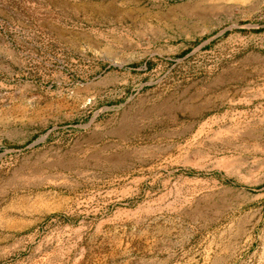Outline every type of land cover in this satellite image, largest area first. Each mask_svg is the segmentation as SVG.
I'll return each instance as SVG.
<instances>
[{
	"label": "rangeland",
	"instance_id": "obj_1",
	"mask_svg": "<svg viewBox=\"0 0 264 264\" xmlns=\"http://www.w3.org/2000/svg\"><path fill=\"white\" fill-rule=\"evenodd\" d=\"M0 264H264V0H0Z\"/></svg>",
	"mask_w": 264,
	"mask_h": 264
}]
</instances>
